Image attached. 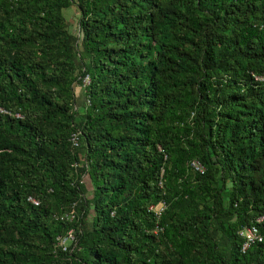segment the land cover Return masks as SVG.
<instances>
[{
  "label": "trees",
  "instance_id": "16d2710c",
  "mask_svg": "<svg viewBox=\"0 0 264 264\" xmlns=\"http://www.w3.org/2000/svg\"><path fill=\"white\" fill-rule=\"evenodd\" d=\"M0 264H264V0H0Z\"/></svg>",
  "mask_w": 264,
  "mask_h": 264
},
{
  "label": "built area",
  "instance_id": "2783aa9c",
  "mask_svg": "<svg viewBox=\"0 0 264 264\" xmlns=\"http://www.w3.org/2000/svg\"><path fill=\"white\" fill-rule=\"evenodd\" d=\"M19 117V116H18ZM76 139L73 138V142L76 143ZM192 166L199 172L203 173L204 172V169L200 166L199 163L197 162H193L192 163ZM31 202H33L34 204H38L37 201L35 200H32L30 199ZM150 209H153V207H151ZM165 209V205L163 206H158L156 208V211H157V216L160 215L163 210ZM247 236V242L245 243V246H244V249H246L254 240H256L258 238V236L256 235V232L255 231H248V234L246 235ZM73 239L72 235L70 234V236L67 238H59V242H60V246L63 247L64 250L67 249V243L69 240ZM260 239V238H259ZM261 240V239H260Z\"/></svg>",
  "mask_w": 264,
  "mask_h": 264
},
{
  "label": "rangeland",
  "instance_id": "374dc122",
  "mask_svg": "<svg viewBox=\"0 0 264 264\" xmlns=\"http://www.w3.org/2000/svg\"><path fill=\"white\" fill-rule=\"evenodd\" d=\"M69 11V10H68ZM68 11H66V12H68ZM65 12V13H66ZM69 14H68V19L72 22L74 19H73V17H75L76 15H77V12H76V9H70V11L68 12ZM83 94H82V92H80L79 91V100H80V103L82 104L83 103Z\"/></svg>",
  "mask_w": 264,
  "mask_h": 264
}]
</instances>
